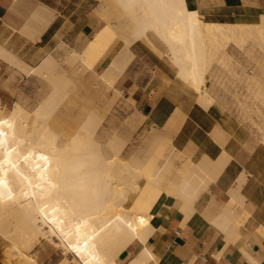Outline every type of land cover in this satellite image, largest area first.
I'll list each match as a JSON object with an SVG mask.
<instances>
[{"label":"bare ground","instance_id":"6f19581e","mask_svg":"<svg viewBox=\"0 0 264 264\" xmlns=\"http://www.w3.org/2000/svg\"><path fill=\"white\" fill-rule=\"evenodd\" d=\"M40 6L28 25L39 35L55 17L53 9ZM111 6L112 11L110 5V11H106L110 14L101 13L106 23L85 53L71 52V57L83 61L87 72L108 50L112 39L117 34L122 36L121 49L103 73L110 85L134 58L131 45L153 31L168 46L171 58L180 67L179 76L198 92L199 103L209 108L217 99L207 87L208 73L218 63L232 70L230 45L235 43L252 56L250 43L264 50V15L258 22L213 21L200 10L191 9L187 0H111ZM117 7L127 12L128 23L109 21L119 17ZM0 57L26 75L47 71L55 75L53 91L34 109L20 101L11 108L0 105V238L7 242L9 257L18 258L13 260L16 264H39L32 251L44 241L71 256L73 264H120L118 258L132 243H146L154 232L152 209L164 192L191 204L229 160L226 154L218 162L208 157L210 160L196 163L180 151L178 157L184 161L179 167L168 157L162 165L155 162L151 166L148 160L162 140V132V136L147 137L125 158L127 138L115 134L106 143L99 139L105 117L97 108L88 113L76 133L61 141L52 118L66 92L56 73L54 55L43 60L41 69L28 65L3 44ZM224 110L230 130L227 135H238L243 122ZM243 132L246 135L250 130ZM217 135L227 136L220 130ZM261 141L264 143V139ZM175 149L173 145L172 151ZM176 171L181 174L179 181L173 177ZM233 190L230 192L234 194L238 191ZM238 198L235 194L232 203L245 202ZM234 214L229 210L226 221L236 218ZM153 256L144 248L131 264Z\"/></svg>","mask_w":264,"mask_h":264},{"label":"crops","instance_id":"0c3cea01","mask_svg":"<svg viewBox=\"0 0 264 264\" xmlns=\"http://www.w3.org/2000/svg\"><path fill=\"white\" fill-rule=\"evenodd\" d=\"M97 1L101 4L100 0H0V44L32 67L40 65L62 45L69 51L76 50L84 54L106 23ZM187 2L191 9L200 10L207 19L213 21L258 22L264 15V0ZM41 4L53 9L55 17L38 35L28 25ZM155 38L165 51L158 47ZM139 42L146 45H139ZM122 45V39L114 37L108 50L87 72L94 73L109 85L103 73ZM154 50L161 56L166 54L172 62ZM131 52L134 58L114 85L121 93L118 102L130 117L123 129L111 126L112 131L116 129L120 136L128 139L127 148L137 131L146 130L134 148L141 146L147 137L162 136V132L164 135L157 146L160 150L174 145L196 163L209 158L218 162L226 154H229V160L217 178L191 204L179 196L164 192L152 209L154 232L146 243H132L118 258L119 263L131 264L140 258L144 248H148L154 256L146 260L141 257L139 260L142 262L138 260L137 263L264 264V143L261 141L264 133L261 130L259 133L249 120L243 119L247 112L253 115V107H248L246 81H241L237 74L241 73L240 69H236L237 79L231 81L229 70L224 65H212L207 87L217 102L205 108L198 101V92L179 76L180 67L175 64L168 46L159 37L149 33L146 38L131 45ZM230 54L234 58V54ZM65 57L64 54V60ZM78 66L82 68L81 59L78 60ZM84 72L77 82L86 86L82 77ZM12 76H16L19 82L12 80ZM32 78V74H24L0 57V105L8 107L19 101L23 79ZM218 86L232 95L239 117L247 123L243 122L244 128L239 130L238 135H227L230 130L224 108L229 111L230 97L222 91L219 93ZM244 129L250 130V133L245 135ZM219 130L226 132L227 136L217 137ZM251 133L256 138H251ZM155 157L152 156L148 163L154 165L155 162H163L162 154ZM242 177H245V181ZM230 188L238 190L241 198L238 191L235 194L239 201L245 202L242 201L240 205V202L232 203L235 194L230 192ZM229 210L238 215L234 214L236 218H232L233 222L231 218L227 220L231 223L226 227L228 222L225 217H228ZM32 254L39 264H73L71 256L45 241L38 244ZM0 264H12L2 249Z\"/></svg>","mask_w":264,"mask_h":264},{"label":"rangeland","instance_id":"374dc122","mask_svg":"<svg viewBox=\"0 0 264 264\" xmlns=\"http://www.w3.org/2000/svg\"><path fill=\"white\" fill-rule=\"evenodd\" d=\"M104 2L105 3L109 2V3L107 5V3L104 4ZM97 3L102 8L101 13L104 14V12L110 11L107 10L108 9L107 6L109 5H110L109 9H111L112 11L113 7L111 6V0L101 1V4L100 2L97 1ZM117 12L119 13V17L118 18H116L115 16L111 17L109 21L110 22L113 21L112 23H115L117 25L121 23L123 24L128 23L129 15L127 14V12H125L121 7H117ZM108 14H110V12H106L104 15H108ZM33 33L38 34L37 31H33ZM149 33H152L154 34V36L156 35V37H159L153 31ZM117 36L119 38H122V36L120 37L119 34H117L115 37ZM155 39H156L155 42L158 45V47L161 50L165 51L166 49L164 48V46L159 42L157 38ZM122 42H124L123 38H122ZM140 44L143 45L145 43L139 42V45ZM250 45L252 46L251 48L253 49L252 51L254 56L250 55V53H247L245 50L239 48V46H237L235 43H232L230 45L228 51L234 54V58H232L233 68L232 70H229L228 68L227 69L229 70L231 81L237 79V75H235L236 69L237 68L240 69L241 73H237V74L239 75L241 81L243 79H245L246 81L248 107L249 106L253 107V115L247 112V114L243 119L249 120L250 123L256 128L258 132L259 130H261L264 133V50H262L256 44L250 43L249 46ZM71 52L72 51H69V49H67L62 45L60 49L53 54L54 57L56 58V67H55L56 73H58V75L61 77L60 83L64 87L66 95L58 111L54 114L52 118V124L56 127L58 131L61 132V135L63 137L60 136L61 138L60 140L61 141L66 140L67 135H68L67 137H70L73 133H76L79 130L81 123L85 120L88 113L93 109L96 110L97 108V110L105 117L104 123L99 131V139L103 143H106L111 138H114L115 134L117 135L120 134L116 129L112 131L111 126L117 129H123L126 127L127 120L130 117V115L126 113L125 109H123L120 102H118V97L120 96L121 93L114 88L115 82L118 78L114 81L113 85H110L109 83H108L109 85H106L101 81V79L97 75H93L94 73L84 72L82 77L85 84L87 83V85L84 86L82 82L80 81L77 82V78L82 74L83 71H85L83 61H82V68H79L78 60L80 58L71 57ZM155 52L158 54L157 51ZM64 54L66 56L65 60H64ZM158 55L161 56L160 54ZM161 57L167 58L169 61H171V59H169V57L166 54H164ZM238 60H241V63H238ZM36 67L41 69L42 62L40 63V65ZM32 75H33L32 80L23 79L21 83L22 93L18 98V100L29 109H34L35 107H37L39 103L43 100V98L48 96V94H50L54 89V84H53V79L55 76L54 74L47 71L45 74L34 73ZM12 80H14L15 82L16 81L19 82V79L16 76H12ZM217 90L219 93L222 91L225 96L230 97L228 100L229 111L233 115L238 117L239 120H241L237 108L233 103L232 95L229 92H226L225 90L223 91V88L219 86ZM112 92H114L113 95H111ZM14 104L8 107L11 108L14 106ZM241 121L246 123L243 120ZM145 133L146 130L137 131L135 137H133V139L129 144V147L127 148V152L124 153L125 158L128 155L130 156L133 152H135L138 149V147L134 148V146L138 143L141 136ZM250 137L256 138V136L253 133L250 134ZM172 148L173 145H171L170 148L164 147L161 149V151L157 148L156 151L152 154V156H157V155L159 156V154H162L163 161H165V158L168 157L171 161L175 162V164L179 167L184 160L178 157L180 150L175 149L172 151ZM157 151L161 153L159 152L157 153ZM158 164L162 165L163 162ZM149 165H151V163H149ZM173 177H175L176 180L179 181L181 174L176 171L174 172ZM207 186L205 188H207ZM6 248H7V242L3 241L0 238V249H2L4 256L7 258V260L10 263L16 264L15 261H17L18 258L15 259L16 256L9 257Z\"/></svg>","mask_w":264,"mask_h":264}]
</instances>
